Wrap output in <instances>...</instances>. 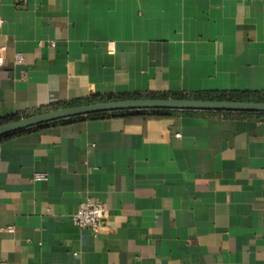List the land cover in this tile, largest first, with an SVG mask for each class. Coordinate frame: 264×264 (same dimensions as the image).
Here are the masks:
<instances>
[{
  "label": "crops",
  "instance_id": "obj_1",
  "mask_svg": "<svg viewBox=\"0 0 264 264\" xmlns=\"http://www.w3.org/2000/svg\"><path fill=\"white\" fill-rule=\"evenodd\" d=\"M0 60V119L108 96L264 95V0H0ZM86 199L107 211L96 235L71 220ZM0 264H264V113L1 137Z\"/></svg>",
  "mask_w": 264,
  "mask_h": 264
},
{
  "label": "water",
  "instance_id": "obj_2",
  "mask_svg": "<svg viewBox=\"0 0 264 264\" xmlns=\"http://www.w3.org/2000/svg\"><path fill=\"white\" fill-rule=\"evenodd\" d=\"M213 111L264 113V102L141 99L91 103L35 114L0 125V138L34 127L72 118L118 111Z\"/></svg>",
  "mask_w": 264,
  "mask_h": 264
},
{
  "label": "trees",
  "instance_id": "obj_3",
  "mask_svg": "<svg viewBox=\"0 0 264 264\" xmlns=\"http://www.w3.org/2000/svg\"><path fill=\"white\" fill-rule=\"evenodd\" d=\"M179 99H182L183 97H177ZM193 98L195 99H201V100H211V101H230V102H264V95L261 94H245V93H222V94H209V95H201V96H194ZM131 99H143V97L141 95H121V96H108L105 98H98V99H92L89 101H85L82 103H75V104H65L63 106H61L62 108L65 107H71L74 105H86V104H91V103H99V102H106V101H119V100H131ZM59 107H53L50 108L48 110H40V111H36L33 114H40L43 112H47V111H53L58 109ZM169 114V111H164V110H160V111H118V112H110V113H100V114H94V115H89L86 116V118L88 119H92V118H122V119H127V118H131V117H135L138 115H147V116H151V117H156V118H160V117H165ZM82 117H78V118H72V119H68V120H64V121H59L57 123H71L73 121H76L78 119H81ZM19 118H2L0 119V125L12 122V121H16ZM55 123V122H54ZM54 123H50V124H54Z\"/></svg>",
  "mask_w": 264,
  "mask_h": 264
},
{
  "label": "built area",
  "instance_id": "obj_4",
  "mask_svg": "<svg viewBox=\"0 0 264 264\" xmlns=\"http://www.w3.org/2000/svg\"><path fill=\"white\" fill-rule=\"evenodd\" d=\"M25 3L26 0H18ZM16 63H22L23 58L20 54H16L14 57ZM1 61V60H0ZM178 137V135H176ZM35 181H41L44 179L43 175H35L33 178ZM106 208L98 202H94L90 199H86L81 202L76 212L71 216L72 223L81 230L90 231L92 234H98L106 218ZM11 232V229H8Z\"/></svg>",
  "mask_w": 264,
  "mask_h": 264
}]
</instances>
